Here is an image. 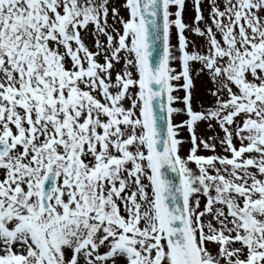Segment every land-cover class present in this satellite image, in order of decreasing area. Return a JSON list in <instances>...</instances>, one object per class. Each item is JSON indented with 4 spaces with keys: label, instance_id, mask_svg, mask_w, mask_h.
Instances as JSON below:
<instances>
[{
    "label": "snow or ice",
    "instance_id": "1",
    "mask_svg": "<svg viewBox=\"0 0 264 264\" xmlns=\"http://www.w3.org/2000/svg\"><path fill=\"white\" fill-rule=\"evenodd\" d=\"M188 11L0 0V264H264V0Z\"/></svg>",
    "mask_w": 264,
    "mask_h": 264
},
{
    "label": "rangeland",
    "instance_id": "2",
    "mask_svg": "<svg viewBox=\"0 0 264 264\" xmlns=\"http://www.w3.org/2000/svg\"><path fill=\"white\" fill-rule=\"evenodd\" d=\"M188 3H189V11L186 13V15H185V19L187 20L190 16H193L194 15V13L191 11V0H188ZM205 99H207L206 97H205Z\"/></svg>",
    "mask_w": 264,
    "mask_h": 264
}]
</instances>
